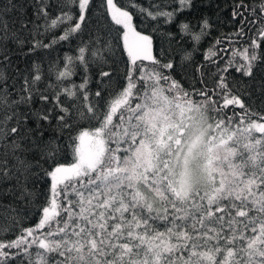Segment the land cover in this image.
Listing matches in <instances>:
<instances>
[{
    "label": "snow or ice",
    "instance_id": "6c2138e0",
    "mask_svg": "<svg viewBox=\"0 0 264 264\" xmlns=\"http://www.w3.org/2000/svg\"><path fill=\"white\" fill-rule=\"evenodd\" d=\"M178 5L168 11L163 3L144 8L134 0H100V16L88 30L96 0H60L54 18L45 0H35L33 15L44 20L45 31L67 22L59 40L88 30L77 54L65 56L63 70L57 69V83L77 66L86 74L81 84L50 97L38 87V64L18 92L0 73V201H11L0 203V232L15 231L20 201L38 216L15 239L0 240V264H264V114L247 103L257 91L264 101V73L257 76L264 69V0L234 7L240 27L225 37L231 52L210 48L205 60L216 70L197 66L190 90L172 77L171 60L153 55L152 37L133 24L137 8L146 19L170 23L192 3ZM28 7V0H0V41L10 38L4 19L10 12L18 14L21 29L39 33L40 25L29 28ZM208 27L207 20L199 33L180 25L194 43ZM246 28H255L251 43H242ZM11 38L25 42L15 32ZM51 46L33 36L29 52ZM0 55L10 63L7 53ZM120 62L128 65L124 83L113 87ZM229 68L251 83L242 88L229 79ZM36 99L52 107L18 111ZM81 121L93 127L64 145V133ZM45 131L52 133L47 139ZM68 147L75 161L58 163ZM41 179L48 191L38 195Z\"/></svg>",
    "mask_w": 264,
    "mask_h": 264
},
{
    "label": "trees",
    "instance_id": "16d2710c",
    "mask_svg": "<svg viewBox=\"0 0 264 264\" xmlns=\"http://www.w3.org/2000/svg\"><path fill=\"white\" fill-rule=\"evenodd\" d=\"M2 2L7 3V0H2ZM45 2L51 6L49 8L50 17L54 18L57 16L59 14V8L57 5L60 3V0H45ZM134 2L138 6L144 8H148L152 4L163 3L168 6L166 9L168 11H171L174 7H179L178 0H134ZM34 3L35 0H28L29 7L26 11V17L30 22L29 28H33L37 24L40 25L39 33H32L30 35L29 31L21 29V20L16 13L10 12L4 17L9 26L10 38L0 41V53H7L10 63H3V56L0 55V73H3L4 77L7 78V83L9 85H16V91L18 92L22 77L31 72L33 64H38L43 76L38 87L40 89H47V94L51 97L53 91L58 90L60 87L66 86L71 88L73 84L79 85L83 82L86 73L83 68L79 66L75 67L73 74L67 80H64L62 84L57 83L56 71L58 68L63 70L65 56H75L81 40L87 39V31L95 26L93 21H96L100 16V11L98 10L100 0H96L97 8L93 9L92 17L89 21V29L85 30L82 35L65 41L59 40L58 37L64 33L65 28L68 26L67 22L58 25L56 28L45 31L44 20L37 19L33 15ZM191 3L192 6L190 8H185L182 12H178L170 23H165L164 17H158L156 20H152L151 18L146 19L139 12L138 8L135 10L133 18L134 24L139 30L148 32L152 35L154 56L165 62L171 60L176 67V72L171 74L172 77L181 82L182 85L189 90L190 86L194 83L193 73L197 66L208 65L213 72L216 70L205 60V56L208 55V50L210 48L215 51L227 46L229 52H231L233 46L227 44L225 37L232 35L240 27L239 19L235 21L232 19L234 7L241 3L248 5L250 8L258 7L260 0H191ZM120 4L128 5L129 0H120ZM245 15H248V13H245ZM204 20L208 21L210 27L205 29L204 34L198 42H193L190 33H181L180 25L185 23L189 25L191 32L199 33L201 24ZM113 27L119 28L121 26L113 25ZM245 31L247 35L242 43H251L250 38L252 37L253 32H255V28H253L251 32H249L247 28ZM13 32H15L20 39L25 41L23 45H20L11 38ZM113 34L115 35L116 33L113 32ZM33 36L43 44L51 43L52 46L47 49L38 47L35 51L29 52V48L32 46ZM233 39H235V37H233ZM217 40H221L222 43L216 45ZM261 46L264 47V43H262ZM235 47L239 49L240 45L238 44ZM189 54L190 59H185ZM220 54L224 55L225 60L228 58L224 53ZM237 59L241 58L238 57ZM241 62L243 61L241 60ZM144 63L150 64V62L147 61ZM127 67L128 65L124 62H120L115 66L116 76L114 77L113 87L119 83H124V75ZM228 71L232 73V76L229 79H234L242 88L251 83L247 78L241 80V74L236 72L234 68H229ZM261 73H264V69H261V72H258L257 76ZM87 75L89 77L88 88L91 92H94L96 90L95 74L94 72L89 71ZM225 75L227 76V73H225ZM208 83L211 85L210 78H208ZM15 96L16 92L13 93L12 98H15ZM247 103L252 106V110L264 114V101L261 100L258 91L247 101ZM48 107H52V104L42 105L40 101L36 99L31 104L30 108L21 105L18 111L22 113H30ZM231 108L232 106H229V109H226L225 111H231ZM235 111L240 112L241 110L237 107ZM29 123L32 127L36 126L34 119H31ZM53 123H55V121H53ZM92 127L93 125L89 124L87 121L79 122L78 127L71 134L67 132L64 133L63 144H70V135L73 137L78 136L81 131L90 130ZM50 135H52L50 131H45L44 138L47 139ZM254 135L259 137L261 134L254 133ZM74 161L75 155L72 147H68L66 152H61L60 156L57 158V162L63 164H71ZM45 167H47V165H45ZM35 191L38 195L48 191V185L45 183L44 179H41V182L36 187ZM0 203L9 204L11 201L9 199H3ZM36 203H39V200H37ZM26 205L27 201H20L19 205H16L22 214V219L16 226L14 232H0V240L15 239L17 235H20L23 232L24 228L34 226L38 220V216L34 212L32 214H27L25 212Z\"/></svg>",
    "mask_w": 264,
    "mask_h": 264
},
{
    "label": "rangeland",
    "instance_id": "374dc122",
    "mask_svg": "<svg viewBox=\"0 0 264 264\" xmlns=\"http://www.w3.org/2000/svg\"><path fill=\"white\" fill-rule=\"evenodd\" d=\"M133 24H134V20H133ZM134 26H135V24H134ZM135 27H136V26H135ZM136 30L139 31V32H141V33L144 34V35H149V36L152 37V35H151L150 33H148V32H144V31H141V30H139L137 27H136ZM152 41H153V39H152ZM152 50H153V55H154V48H153V46H152Z\"/></svg>",
    "mask_w": 264,
    "mask_h": 264
}]
</instances>
